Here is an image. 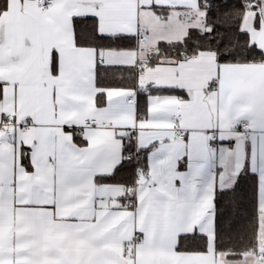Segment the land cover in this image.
<instances>
[{
	"label": "snow or ice",
	"instance_id": "1",
	"mask_svg": "<svg viewBox=\"0 0 264 264\" xmlns=\"http://www.w3.org/2000/svg\"><path fill=\"white\" fill-rule=\"evenodd\" d=\"M0 264H264V0H0Z\"/></svg>",
	"mask_w": 264,
	"mask_h": 264
}]
</instances>
